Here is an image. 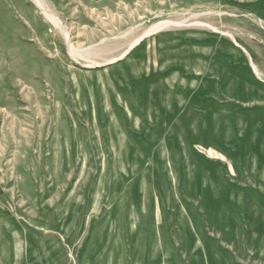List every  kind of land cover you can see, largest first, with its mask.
I'll use <instances>...</instances> for the list:
<instances>
[{
	"label": "rangeland",
	"instance_id": "374dc122",
	"mask_svg": "<svg viewBox=\"0 0 264 264\" xmlns=\"http://www.w3.org/2000/svg\"><path fill=\"white\" fill-rule=\"evenodd\" d=\"M47 2L117 62L0 0V264H264V75L225 57L245 85L224 92L205 43L263 61L264 0ZM163 20L185 25L119 58Z\"/></svg>",
	"mask_w": 264,
	"mask_h": 264
},
{
	"label": "crops",
	"instance_id": "0c3cea01",
	"mask_svg": "<svg viewBox=\"0 0 264 264\" xmlns=\"http://www.w3.org/2000/svg\"><path fill=\"white\" fill-rule=\"evenodd\" d=\"M217 33L218 31H216V34ZM225 37L228 39H233V44H222ZM147 38L143 39V41ZM216 39V44L213 43V38L205 42L208 55L207 64L208 73H210L213 78H216V81L220 85L219 87L222 86L221 90H223L224 92L236 91L240 90L242 85H245L242 77L237 74L234 75L231 73V63L228 62V60L226 61L225 57H227V59L233 58L234 60L241 61L245 65L251 63L253 72L257 77L261 78V76L264 75V60L262 61V59L260 58L257 62L255 61V59L249 53V50L247 48L249 43H247L246 40L235 35L233 36V34L230 33H220V35H217ZM143 41L135 45L133 47V50L135 47L139 46ZM133 50L131 49L129 53ZM218 52H220V55L222 56L220 59L214 56L216 53L219 55ZM123 59L121 58V60Z\"/></svg>",
	"mask_w": 264,
	"mask_h": 264
},
{
	"label": "bare ground",
	"instance_id": "6f19581e",
	"mask_svg": "<svg viewBox=\"0 0 264 264\" xmlns=\"http://www.w3.org/2000/svg\"><path fill=\"white\" fill-rule=\"evenodd\" d=\"M36 7L43 12L45 15L47 21L51 24V26L54 27V29L59 33L60 36L63 37V39L66 42V49L70 57L78 63L84 62V66L91 68L95 66H102L107 63H116L117 59L116 58H111V59H105L104 62L100 63L97 62L96 60L100 58V53L95 52V46H90L88 48H81L75 45L74 39L71 33V29L64 24L62 19H60L54 11L49 7V4L47 0H32ZM185 25V23L182 22H174V21H169V20H163L157 24H154L153 26L147 28V30L139 37L134 39L133 41L130 42L128 45L127 49L125 50V53H123L119 58L121 59L122 57L124 58L131 49L143 39L147 38V36L156 34L159 32H162L163 30L171 29V28H176V27H181ZM198 26H202L203 24H197ZM123 38V37H122ZM95 59V60H94ZM116 61V62H114Z\"/></svg>",
	"mask_w": 264,
	"mask_h": 264
},
{
	"label": "water",
	"instance_id": "95a60500",
	"mask_svg": "<svg viewBox=\"0 0 264 264\" xmlns=\"http://www.w3.org/2000/svg\"><path fill=\"white\" fill-rule=\"evenodd\" d=\"M110 64H112V63H107V64H105V65H110ZM105 65H103V66H99V67H104Z\"/></svg>",
	"mask_w": 264,
	"mask_h": 264
},
{
	"label": "built area",
	"instance_id": "2783aa9c",
	"mask_svg": "<svg viewBox=\"0 0 264 264\" xmlns=\"http://www.w3.org/2000/svg\"><path fill=\"white\" fill-rule=\"evenodd\" d=\"M2 185H1V182H0V187H1Z\"/></svg>",
	"mask_w": 264,
	"mask_h": 264
}]
</instances>
